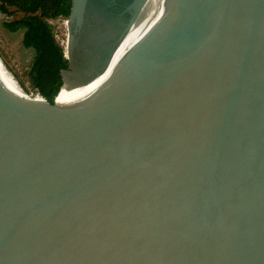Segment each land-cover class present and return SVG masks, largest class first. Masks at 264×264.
Returning <instances> with one entry per match:
<instances>
[{"label":"water","instance_id":"1","mask_svg":"<svg viewBox=\"0 0 264 264\" xmlns=\"http://www.w3.org/2000/svg\"><path fill=\"white\" fill-rule=\"evenodd\" d=\"M71 1L55 33L81 68L93 0ZM121 14L53 95L14 78L33 50L0 15V264H264V0Z\"/></svg>","mask_w":264,"mask_h":264},{"label":"trees","instance_id":"2","mask_svg":"<svg viewBox=\"0 0 264 264\" xmlns=\"http://www.w3.org/2000/svg\"><path fill=\"white\" fill-rule=\"evenodd\" d=\"M71 8V0H0L4 28L11 33L21 31L22 46L33 50L23 72L12 71L22 86L52 95L60 89V73L69 70L70 62L56 38L54 22L68 21Z\"/></svg>","mask_w":264,"mask_h":264},{"label":"flooded vegetation","instance_id":"3","mask_svg":"<svg viewBox=\"0 0 264 264\" xmlns=\"http://www.w3.org/2000/svg\"><path fill=\"white\" fill-rule=\"evenodd\" d=\"M104 1L93 0L90 3L83 16V23L80 29L82 32L79 31V35L74 34L75 38L82 36L79 43H84L82 45L88 46V54H85L86 59L82 56V59H84L83 67L73 68L70 63L69 70L60 73L62 79L68 73L80 75L95 69L105 59L115 41L116 35L126 23L127 15L121 13L130 3V0L111 1V6H116L115 12L109 11L105 19L99 20V10L95 9V6H100Z\"/></svg>","mask_w":264,"mask_h":264}]
</instances>
